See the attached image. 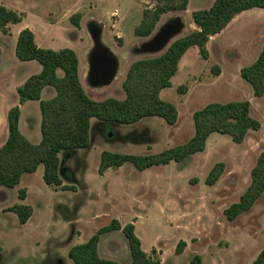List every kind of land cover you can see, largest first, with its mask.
Wrapping results in <instances>:
<instances>
[{
    "label": "rangeland",
    "instance_id": "obj_1",
    "mask_svg": "<svg viewBox=\"0 0 264 264\" xmlns=\"http://www.w3.org/2000/svg\"><path fill=\"white\" fill-rule=\"evenodd\" d=\"M213 1L192 0L186 12L164 15L157 27L178 17L186 28L177 39L184 37L198 29L192 12L208 9ZM151 2H146L145 7ZM1 4L25 16L24 23L15 26L14 34L20 27L32 28L43 49L76 48L84 67L91 24L95 19L104 23L101 25H105L106 41L113 44L124 61L111 87L92 89L84 82L86 93L94 101L123 100L126 94L122 82L128 67L136 60L152 57L140 52L147 39L134 34L141 14L133 13L121 27L112 26L113 12L127 15V7L118 0H97V4L95 0H0ZM75 14L81 15L80 28L70 21ZM118 33L125 34L126 44ZM4 40L8 41L6 47L9 43L8 69H0V98L4 99L5 109L19 106L17 89L22 79L37 74L41 67L37 62L17 61L13 38ZM71 41L77 43L73 45ZM263 45L264 12L249 11L237 16L211 39L207 60L197 48L186 53L172 87L162 92V98L178 110L174 126L157 117L128 126L93 120L90 147L60 155L62 186H47L41 165L35 174H25L15 188L0 187V264H73L69 250L87 242L113 220L122 227L133 224L144 251L162 264H193L197 258L198 264H252L264 250V195L234 222L226 219L224 211L246 191L251 170L264 152V97H255L240 75L242 68L257 59ZM83 69L85 72L86 67ZM216 69L219 75L214 73ZM233 101H249L251 116L261 124L260 130L251 131L242 144L233 143L226 135L212 134L205 151L184 163L154 166L143 172L127 163L99 175L104 151L145 156L183 145L194 135L195 111L210 103ZM32 104L27 103L23 109L20 130L28 137L29 129L34 143L41 141V130L34 115L36 109L28 112ZM3 135L1 129L0 147L6 141ZM218 163L225 164L224 173L214 186H208L206 178ZM21 190H25V200L20 199ZM15 205L33 209L27 224L21 225L9 210ZM180 241L186 247L177 254ZM99 254L121 264L131 260L122 231L103 234Z\"/></svg>",
    "mask_w": 264,
    "mask_h": 264
},
{
    "label": "trees",
    "instance_id": "obj_2",
    "mask_svg": "<svg viewBox=\"0 0 264 264\" xmlns=\"http://www.w3.org/2000/svg\"><path fill=\"white\" fill-rule=\"evenodd\" d=\"M190 0H155L153 9L143 12L141 23L135 28L136 37L149 38L158 23L168 13L184 12ZM255 8L264 10V0H215L209 9L192 12V20L198 30L173 41L168 49L158 55L134 61L122 83L126 94L124 100L113 98L94 101L85 92L79 75V59L72 49L58 51L40 48L34 33L26 28L19 33L16 56L22 62L36 61L41 73L31 76L17 89L19 103L37 101L42 115L41 142L31 143L20 131V106L8 113V139L0 147V187L15 188L25 174H35L44 167L43 180L47 186L63 185L60 177L62 153H72L88 149L91 145L92 121L106 124L134 125L146 118H161L170 126L178 122L176 106L161 98L164 89L172 87V79L179 70V64L186 52L197 47L200 56L209 58L208 44L213 37L222 33L240 14ZM25 16L0 5V31L10 33V26L23 22ZM70 21L80 28L81 15L75 14ZM138 51V49L136 50ZM62 72V76L58 75ZM219 75V69L214 71ZM241 78L253 89L257 98L264 97V45L257 59L240 71ZM53 87L56 96L44 101L42 91ZM194 135L185 144L169 148L158 154L129 155L104 151L101 154L98 173L104 175L109 169L132 164L143 172L154 166L184 163L194 154L202 153L212 134L226 135L233 143L242 144L251 131H259L261 124L251 116L249 101L210 103L193 114ZM225 170L224 163L216 164L206 178V185L214 186ZM264 195V152L260 154L251 170V182L238 202L224 211L230 222L250 211ZM20 199L25 200V190L20 191ZM21 225L27 224L33 209L27 205H15L9 209ZM112 231H122L130 249L129 264H162L144 251L142 242L135 233V226H121L113 220L101 228L87 242L69 250L73 264H121L104 259L99 254L101 236ZM186 247L180 241L176 253L181 254ZM199 258L193 264H198ZM252 264H264L262 250Z\"/></svg>",
    "mask_w": 264,
    "mask_h": 264
},
{
    "label": "crops",
    "instance_id": "obj_3",
    "mask_svg": "<svg viewBox=\"0 0 264 264\" xmlns=\"http://www.w3.org/2000/svg\"><path fill=\"white\" fill-rule=\"evenodd\" d=\"M152 2H151V4H150V6L149 7H147L148 9H153L154 8V6H155V0H151ZM215 1V0H214ZM214 1H213V3H214ZM118 2H119V4H123V5H125L126 7H127V15H125V16H120V13L118 12V11H115V13L117 14V18H113L112 19V16H113V14H114V12L111 14V21H112V26L114 27V26H116L117 24V26H119V27H121V25H124L125 24V22L129 19V18H131V15L133 14V13H136V14H141L142 16H143V12L147 9L145 6V4H146V2H149V0H118ZM191 2H192V0H190V2H189V5H188V9L190 8V4H191ZM212 3V4H213ZM95 4H97V0H95ZM1 5H3L4 6V4H1ZM212 6V5H211ZM210 6V7H211ZM6 7V6H5ZM209 7V8H210ZM6 8H8V7H6ZM97 8V5H96V7L94 8V9H96ZM208 8V9H209ZM9 9V8H8ZM12 10V9H11ZM205 10V9H204ZM15 11V10H14ZM187 11V10H186ZM186 11H184V12H186ZM249 11H253V12H264V10L263 9H259V8H255V9H252V10H248V11H245V12H243L242 14H245V13H247V12H249ZM184 12H181V13H184ZM194 12V11H193ZM242 14H240V15H238V16H241ZM191 16H192V14H191ZM178 17H173L172 19H170V20H173V19H177ZM25 19V18H24ZM169 20V21H170ZM141 21H142V19H141ZM141 21H140V23H141ZM24 23V20H23V22L22 23H20V24H23ZM139 23V24H140ZM20 24H16V25H20ZM101 24H104V23H102L100 20H97V19H95V21L94 22H92V24L91 25H93L92 26V31H100L101 32V34H100V44L102 45V46H104V47H106V48H108L110 51H111V53L114 55V56H116L117 58H118V60L120 61V68H119V72H118V76H119V73H120V70L122 69V62L124 61V58H123V56L121 55V54H119L115 49H114V47H113V44L112 43H109L108 41H106V39H105V35H106V30H105V25L103 26V25H101ZM138 24V25H139ZM159 24V23H158ZM164 24V23H163ZM162 24V25H163ZM231 24V23H230ZM229 24V25H230ZM16 25H11L10 27H11V29H10V33L8 34V35H6V34H4V33H2L1 31H0V34H1V36H0V67H2V68H0L1 70H3V71H6V69H8L7 67H6V65H7V60H6V58H7V50H8V44H7V47H6V45H5V43H7L8 41H6V40H4L6 37L7 38H13V43H14V46H15V57H16V60L17 61H19L20 63H33V62H36V61H30V62H22V61H20L18 58H17V56H16V45H17V40H18V36H19V33L22 31V30H24L22 27H20L19 29H18V31L16 32V34H14V28H15V26ZM81 25V24H80ZM137 25V26H138ZM162 25H160L159 27H156V29H155V31H154V33L149 37V38H145V39H147V40H149L158 30H159V28L162 26ZM185 25V24H184ZM136 26V27H137ZM158 26V25H157ZM122 28H123V26H122ZM185 28H186V26H185ZM198 28V27H197ZM26 29V28H25ZM29 29V28H28ZM227 29V28H226ZM32 32H33V29L31 28L30 29ZM198 30V29H197ZM89 32H90V44H89V47L86 49V50H84L85 51V56H84V58H85V62H86V65H85V67H86V70H85V72H84V69L83 68H85L84 66H83V64H82V61H81V59L79 58V55L77 54V50H76V48H73V47H71L72 48V50L77 54V56H78V59H79V75H80V80H81V83H82V86H83V88H84V82L85 83H87L88 85H89V87H91L92 89H104V88H107V87H111L112 86V84L115 82V80H114V82L111 84V85H109V86H104V87H102V88H93L92 86H91V84H90V81H89V79H90V77H89V74H90V58H91V56H92V54L94 53V51L96 50V46H95V42H94V39H93V37H92V35H91V31L89 30ZM34 33V32H33ZM118 34H120L119 35V37H121L122 36V38H124V39H122V43H124V44H126V41H125V34L124 33H118ZM34 35H35V33H34ZM219 35V34H218ZM217 36V35H216ZM146 40V41H147ZM35 41H36V44L40 47V48H42L43 46H41V44L38 42V40H37V37H36V35H35ZM145 41V42H146ZM72 43H73V45L74 44H76L77 42H74V41H71ZM210 43V42H209ZM209 45V44H208ZM12 43H11V48H10V50L12 49ZM80 47V46H79ZM70 48V49H71ZM195 48H197V47H192V48H190L186 53H188L190 50H193V49H195ZM138 50H139V48H137ZM137 49H134V52H136L137 53ZM141 49V48H140ZM198 49V48H197ZM141 52V51H140ZM135 53V54H136ZM186 55V54H185ZM184 55V56H185ZM158 56V55H157ZM183 56V57H184ZM183 59V58H182ZM181 62V61H180ZM38 63V62H37ZM39 64V63H38ZM40 65V64H39ZM179 66H180V64H179ZM40 67H41V65H40ZM130 67V66H129ZM129 67H128V69H129ZM38 68V67H37ZM128 69L126 70V72H125V75H124V79H125V77H126V74H127V71H128ZM37 71V74H39V73H41V71H42V67H41V69H37L36 70ZM179 71V70H178ZM37 74H35V75H37ZM58 75L59 76H62L63 74H62V72L61 71H58ZM82 75V76H81ZM31 76H33V75H31ZM31 76H25V78H23L22 79V84L20 85V87L27 81V79H29ZM117 76V77H118ZM124 79H123V81H124ZM21 82V81H20ZM123 83V82H122ZM52 89H54L53 87H46V88H44V90L42 91V100H44V101H47V100H51V99H53L55 96H56V91H55V93L53 92V90ZM55 90V89H54ZM84 90H85V88H84ZM165 90V89H164ZM163 90V91H164ZM162 91V92H163ZM86 92V91H85ZM162 92H161V98H162ZM49 94H50V96H49ZM17 95H18V93H17ZM45 95V96H44ZM88 95V94H87ZM47 98V99H46ZM125 99V98H124ZM123 99V100H124ZM163 99V98H162ZM164 100V99H163ZM31 102H33L34 104H32V105H30L29 106V110H28V112H30V111H34L35 109H36V113L34 114V115H36V117H37V120H38V127L40 126V130H41V121H42V115H41V120H40V114H41V111H40V105H39V102H37V101H28V102H26V103H24L23 105H20L19 104V96H18V105L20 106V109H21V118H20V124H19V127H20V125H21V122H22V120H24V112H23V109H24V107L27 105V103H28V105H29V103H31ZM4 99H3V97H1L0 98V130L1 129H4V137H6V140L8 139V135H9V132H8V113H9V111H10V109H12L13 107H15V106H13V105H11V106H9V107H7V108H5L4 109ZM40 112V113H39ZM21 131V130H20ZM22 133V132H21ZM28 137H26L30 142H33V141H31V138H30V133H29V129H28ZM41 138H42V136H41ZM38 140H39V134H38ZM6 142V141H5ZM41 142V141H40ZM40 142H34L35 143V145H38ZM33 143V144H34ZM5 144V143H4ZM3 144V145H4ZM2 145V146H3ZM1 146V147H2Z\"/></svg>",
    "mask_w": 264,
    "mask_h": 264
},
{
    "label": "water",
    "instance_id": "obj_4",
    "mask_svg": "<svg viewBox=\"0 0 264 264\" xmlns=\"http://www.w3.org/2000/svg\"><path fill=\"white\" fill-rule=\"evenodd\" d=\"M184 29L185 25L179 18L164 23L149 40L143 43L141 53L151 56L164 53ZM100 34V31L91 33L96 46V50L90 58L89 81L93 88L111 85L117 79L120 68L118 58L108 48L100 44Z\"/></svg>",
    "mask_w": 264,
    "mask_h": 264
},
{
    "label": "built area",
    "instance_id": "obj_5",
    "mask_svg": "<svg viewBox=\"0 0 264 264\" xmlns=\"http://www.w3.org/2000/svg\"><path fill=\"white\" fill-rule=\"evenodd\" d=\"M113 18H117V14L116 13L113 14L112 19Z\"/></svg>",
    "mask_w": 264,
    "mask_h": 264
}]
</instances>
